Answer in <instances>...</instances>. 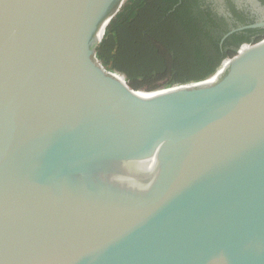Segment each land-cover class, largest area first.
I'll use <instances>...</instances> for the list:
<instances>
[{"label": "water", "instance_id": "95a60500", "mask_svg": "<svg viewBox=\"0 0 264 264\" xmlns=\"http://www.w3.org/2000/svg\"><path fill=\"white\" fill-rule=\"evenodd\" d=\"M124 1L0 0V264H264V38L135 89L97 55Z\"/></svg>", "mask_w": 264, "mask_h": 264}, {"label": "trees", "instance_id": "16d2710c", "mask_svg": "<svg viewBox=\"0 0 264 264\" xmlns=\"http://www.w3.org/2000/svg\"><path fill=\"white\" fill-rule=\"evenodd\" d=\"M263 18L235 0H126L97 55L133 88L154 91L214 75L243 44L264 38V27L226 35Z\"/></svg>", "mask_w": 264, "mask_h": 264}, {"label": "flooded vegetation", "instance_id": "af4514ba", "mask_svg": "<svg viewBox=\"0 0 264 264\" xmlns=\"http://www.w3.org/2000/svg\"><path fill=\"white\" fill-rule=\"evenodd\" d=\"M235 1L239 3V5L246 6L248 10H252V11H255L253 4L258 5L261 9H263V14H264V7H262L261 4H257L259 2L258 0H235Z\"/></svg>", "mask_w": 264, "mask_h": 264}, {"label": "built area", "instance_id": "2783aa9c", "mask_svg": "<svg viewBox=\"0 0 264 264\" xmlns=\"http://www.w3.org/2000/svg\"><path fill=\"white\" fill-rule=\"evenodd\" d=\"M226 60L223 62L221 67L218 69V71L215 74L221 73L224 70V65H225Z\"/></svg>", "mask_w": 264, "mask_h": 264}, {"label": "rangeland", "instance_id": "374dc122", "mask_svg": "<svg viewBox=\"0 0 264 264\" xmlns=\"http://www.w3.org/2000/svg\"><path fill=\"white\" fill-rule=\"evenodd\" d=\"M125 1H126V0H125ZM125 1H124V2H125Z\"/></svg>", "mask_w": 264, "mask_h": 264}]
</instances>
